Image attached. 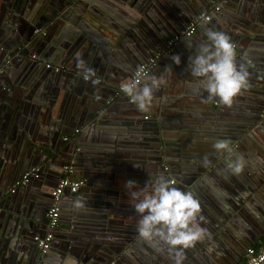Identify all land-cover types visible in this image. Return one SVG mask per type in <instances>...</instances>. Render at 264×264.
Segmentation results:
<instances>
[{
  "label": "crops",
  "instance_id": "1",
  "mask_svg": "<svg viewBox=\"0 0 264 264\" xmlns=\"http://www.w3.org/2000/svg\"><path fill=\"white\" fill-rule=\"evenodd\" d=\"M19 1L22 10L31 4V0ZM90 1L87 6L92 11L98 0ZM120 8L125 15L129 13V21H136L137 30L134 35L129 33L132 42L95 58V77L104 80L102 84L83 79L77 61L71 62L66 68L69 77L56 86L47 85L17 133L5 134L9 121L0 111V162L3 148L13 147L18 153L0 163V175L9 179L0 207L5 197L15 203L7 217L9 237L0 236V264H42L32 237H42L48 230L50 191L64 176L62 166L74 158L70 157L73 150L78 155L74 163L71 160L70 176L80 175L90 184L75 197L63 194L49 264H173L166 245L139 237L140 216L126 187L131 180L136 190L146 186L150 190L159 174L174 181L175 187L191 191L205 218L201 227L208 235L184 250L183 264H241L248 248L264 243V119L260 117L264 110V0H129ZM204 13L210 15L208 22L199 24L204 32L197 30L184 38L173 53L165 45L156 54L158 63L141 84L152 76L163 77L165 83L154 90L149 111H140L124 94L116 95L119 83L130 80L132 68L149 58V49L160 50L167 37L176 35L175 25ZM78 15L83 18L85 13ZM66 25L62 22L57 29ZM207 27L230 37L236 46L237 65H245L249 73V87L230 107L218 99L208 101V93L188 68L189 57L204 41ZM4 29L0 21V35ZM76 38L77 42L72 39L75 45L86 41ZM173 55H180L179 65ZM70 67L80 73L76 75ZM42 70L45 75L40 82L51 74ZM6 84V76L0 75V97L9 89ZM217 140H230L232 152H217L213 148ZM240 156L245 166L234 175L227 163ZM205 157L207 166L201 163ZM35 167L40 177L11 194L13 181ZM1 209L3 217L7 212Z\"/></svg>",
  "mask_w": 264,
  "mask_h": 264
},
{
  "label": "water",
  "instance_id": "2",
  "mask_svg": "<svg viewBox=\"0 0 264 264\" xmlns=\"http://www.w3.org/2000/svg\"><path fill=\"white\" fill-rule=\"evenodd\" d=\"M109 1L117 3L120 7L126 3L129 4V0ZM90 2V0H31V4H29L27 9L22 10L18 8L20 3L19 0H0V21L3 27L6 28L4 29L5 33L0 35V52L3 54V58L0 61V75L3 74L6 76V86L9 87V89H6L7 91L4 92L5 97H0V111L9 121L7 127H5V134L8 133L11 135L12 133H17V131H19L18 129L24 127L22 125V121H24V123L28 122L27 120L30 118L35 109L36 100L40 99L39 96L44 94V91L49 83L56 86V84L60 82L63 77H69V71L66 70L68 63H74L77 61V58L80 57L86 61L88 67L93 68L96 71L94 62L98 55L104 57L107 52L110 54L113 51L115 52V49L121 46L123 42L129 44L130 41H133L129 33L134 35L135 30H137V26L136 21H129V13L125 15L124 11L120 7L119 9L117 8L118 5H111L106 0H98V3H93L92 6L95 8L90 11L89 6H87ZM172 2L173 1H171V5ZM80 4H84L86 7L84 6V8H82L79 6ZM87 7L88 9H86ZM131 7L135 12H139L138 10L140 8H138L137 5H132ZM78 12H82L83 14L85 13L83 18L78 15ZM192 18L190 17L186 21L182 20L183 22H179L178 25H175L177 30L173 33L176 35L177 33L180 34L184 28L189 25ZM62 22H67L70 26L66 25L64 26V29L58 30L57 27ZM75 28H77L78 33H75ZM209 28L212 29V27H207V29ZM197 30L200 34L204 32L203 27H200V25L197 26L196 31ZM73 37L75 39H77L76 37H81V41L83 39L86 41L82 43L78 42L77 45H75L78 39L76 42H73ZM171 37H173V35L165 39L163 47L160 50L149 49L146 58L154 57V55L159 54L163 49H165L166 41ZM203 39L205 40L206 37L203 36ZM65 42H70L71 45L69 47H65ZM32 56L35 58L32 59ZM8 58L12 59L10 60ZM46 63L47 65L50 64V68H46ZM55 66L61 67L62 69L55 72L53 69ZM43 68L51 74L44 81L40 82L41 77L45 75L42 70ZM69 69L70 71L75 72L76 75L80 73V69L74 70L73 67H70ZM132 69L133 70H131L129 74V79H131L133 71L136 67ZM11 72H15L14 77L11 76ZM76 75L73 74L72 76ZM82 76H84L83 73ZM95 78L96 77H93V79ZM96 79L100 80L99 84L104 82L101 78ZM14 92H17L16 96H14ZM107 101L108 99L106 102ZM262 111L263 109L261 112ZM0 138L1 142L2 133ZM14 150L15 149L13 147H11V149L9 147L3 148L1 153L2 161L0 162L2 165L5 161H8L9 159L11 160L12 156L18 154L17 151ZM77 155L78 152L73 150L70 157L74 158L70 159V161L63 165L62 168L65 166H71L73 169V163L75 162V157ZM71 160H73V163H71ZM0 170L2 172V169ZM79 176L80 175H73L71 178L84 181L85 185L81 191H85L90 182L85 177L81 178ZM0 178H4L0 179L1 197L3 195V191L7 188L9 179H7V176L3 177L1 175ZM20 178L13 181L12 185L20 180ZM19 188H17L16 191H18ZM15 192L11 194H15ZM76 195L77 194H70L71 197H75ZM2 203H4V206H1L0 209L4 207L1 210L6 211L7 213L3 214V217H1L0 214V236L8 239L9 220H7V217L13 213L14 208L12 206H14L15 203L7 197L1 200V204ZM60 209L61 219L63 209L61 203ZM47 223L48 220L46 217V224ZM35 236L36 235L32 237V241ZM1 243L2 242H0V248L2 245ZM33 244L37 248L34 241ZM50 249L45 253L40 252L38 249V261L40 263L49 264L50 255L48 254Z\"/></svg>",
  "mask_w": 264,
  "mask_h": 264
},
{
  "label": "clouds",
  "instance_id": "3",
  "mask_svg": "<svg viewBox=\"0 0 264 264\" xmlns=\"http://www.w3.org/2000/svg\"><path fill=\"white\" fill-rule=\"evenodd\" d=\"M206 39L195 46V54L189 57L190 73L208 93L207 100L218 99L225 106H232L237 96L249 87V73L247 67L236 63V46L223 31L207 29ZM193 48L191 43H187ZM175 64L181 63L180 55H173ZM77 68L84 75L85 80H92L94 85L100 83L93 79L96 71L87 66L86 61L77 58ZM170 66L166 69L168 71ZM163 77L152 76L149 82L141 84V80L132 79L122 81L121 91L136 104L142 112L149 111L154 90L164 84ZM100 100V96L95 97ZM213 148L217 152H232L230 140H217ZM203 166L209 164L207 157L201 162ZM245 166L243 156L236 160H229L227 170L232 174H240ZM175 182L163 174L157 175L149 187L137 189L135 181L129 180L126 187L134 201V209L140 219L137 233L143 240L153 241L167 246V251L173 264H183L184 250L192 248L208 235L207 229L201 227L204 217L200 215L201 205L191 191H183L174 186Z\"/></svg>",
  "mask_w": 264,
  "mask_h": 264
},
{
  "label": "built area",
  "instance_id": "4",
  "mask_svg": "<svg viewBox=\"0 0 264 264\" xmlns=\"http://www.w3.org/2000/svg\"><path fill=\"white\" fill-rule=\"evenodd\" d=\"M215 11H219V8H214ZM210 20L209 14H201L197 18L193 19L189 25L177 35H174L166 42V49L168 53H173L175 47L184 39L191 36L195 31L197 26L200 23L208 22ZM35 57L32 56V59ZM159 59V55H154V57L148 58L145 62L141 63L137 68L133 71L131 79H137L143 81V79L147 78L151 72V70L156 66V63ZM46 68H50L49 65H46ZM55 72L60 71L62 68L55 66L53 67ZM96 79V78H95ZM100 81V80H99ZM117 94H124L120 87L117 90ZM130 102L131 99H130ZM261 118L264 119V110L261 112ZM76 130L75 132H77ZM67 140V139H66ZM62 173L64 176L61 177L55 187L50 192V205L47 210V232L44 236H35L33 241L36 243L37 248L40 252L45 253L51 247V242L54 238V230L59 227L60 224V203L62 196L65 191H68L69 194H77L83 187L84 181L80 179L71 178L70 174L72 173L71 166H65L62 168ZM40 177V171L37 167L31 168L23 173L20 180L15 182L13 188L11 189V193H14L17 188L27 185L31 179H38ZM241 264H264V243L260 245L258 248H248L246 250L245 259Z\"/></svg>",
  "mask_w": 264,
  "mask_h": 264
}]
</instances>
